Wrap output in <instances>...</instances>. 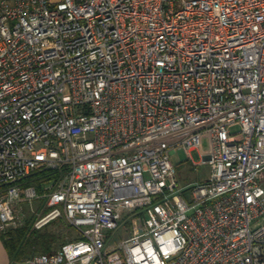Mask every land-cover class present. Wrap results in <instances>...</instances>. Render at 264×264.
Returning a JSON list of instances; mask_svg holds the SVG:
<instances>
[{"label":"built area","instance_id":"obj_1","mask_svg":"<svg viewBox=\"0 0 264 264\" xmlns=\"http://www.w3.org/2000/svg\"><path fill=\"white\" fill-rule=\"evenodd\" d=\"M41 197L25 264H264V0H0V232Z\"/></svg>","mask_w":264,"mask_h":264},{"label":"rangeland","instance_id":"obj_2","mask_svg":"<svg viewBox=\"0 0 264 264\" xmlns=\"http://www.w3.org/2000/svg\"><path fill=\"white\" fill-rule=\"evenodd\" d=\"M231 134H237L240 132L239 125H233L228 128ZM202 149L203 151H207L209 149V143L207 138H203L202 140ZM171 161L174 164L176 168V181L178 184V187L182 189L181 194L186 198L189 199L190 192L193 186H195L198 183H201L205 181L210 174V168L208 165H197L201 162V157L198 153V151H191L190 156L187 155L186 151L184 149H179L176 153L171 155ZM49 185V182H45L44 184H41L38 186L37 181L32 182H26L23 181L21 184L22 190H24L27 187H35L39 195H42L45 191V188ZM38 187L43 188V191H39L40 189ZM45 198L41 197V199H36L32 202V205L29 204L27 201L21 203L22 209L24 211V219L23 222L26 221V219H29L32 221V224L36 218L37 214H40L44 207H45ZM33 209V212L32 210ZM47 210V209H46ZM45 210V211H46ZM63 223H65L63 221ZM66 224V223H65ZM62 221L57 220L51 223L50 225L46 226L49 230H58V228H61ZM45 227V228H46ZM70 235L71 238L75 237L76 239V233L75 231L70 228ZM110 234L113 235V238L111 239L110 244L115 245L116 243L120 242L123 238L129 236V233H123L122 231H112Z\"/></svg>","mask_w":264,"mask_h":264},{"label":"trees","instance_id":"obj_3","mask_svg":"<svg viewBox=\"0 0 264 264\" xmlns=\"http://www.w3.org/2000/svg\"><path fill=\"white\" fill-rule=\"evenodd\" d=\"M56 175L51 172H41L29 176L25 180L26 182L37 181L39 186L45 182H49ZM38 188L40 189L39 191H43V188ZM62 225L58 230H49L47 227L42 230H32V221L29 218L19 227L2 233V238L12 260L24 262L29 257L38 253L56 252L62 245L74 240L75 237L71 238L70 235V227L63 223V221Z\"/></svg>","mask_w":264,"mask_h":264},{"label":"crops","instance_id":"obj_4","mask_svg":"<svg viewBox=\"0 0 264 264\" xmlns=\"http://www.w3.org/2000/svg\"><path fill=\"white\" fill-rule=\"evenodd\" d=\"M0 264H25L24 262L12 260L2 238V232H0Z\"/></svg>","mask_w":264,"mask_h":264}]
</instances>
